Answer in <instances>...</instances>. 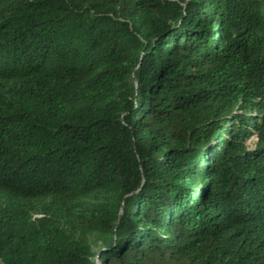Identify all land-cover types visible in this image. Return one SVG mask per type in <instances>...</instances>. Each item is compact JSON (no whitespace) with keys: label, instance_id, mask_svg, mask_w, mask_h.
<instances>
[{"label":"trees","instance_id":"trees-1","mask_svg":"<svg viewBox=\"0 0 264 264\" xmlns=\"http://www.w3.org/2000/svg\"><path fill=\"white\" fill-rule=\"evenodd\" d=\"M0 264H264V0H0Z\"/></svg>","mask_w":264,"mask_h":264},{"label":"rangeland","instance_id":"rangeland-1","mask_svg":"<svg viewBox=\"0 0 264 264\" xmlns=\"http://www.w3.org/2000/svg\"><path fill=\"white\" fill-rule=\"evenodd\" d=\"M256 140H253L252 142H255ZM250 144V143H249ZM107 238L104 235L101 234H89L86 239L88 243L91 245L92 250L95 252L98 248V246L102 243V241Z\"/></svg>","mask_w":264,"mask_h":264},{"label":"built area","instance_id":"built-area-1","mask_svg":"<svg viewBox=\"0 0 264 264\" xmlns=\"http://www.w3.org/2000/svg\"><path fill=\"white\" fill-rule=\"evenodd\" d=\"M253 140H256V139H253ZM256 142V141H255Z\"/></svg>","mask_w":264,"mask_h":264}]
</instances>
